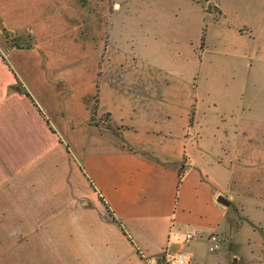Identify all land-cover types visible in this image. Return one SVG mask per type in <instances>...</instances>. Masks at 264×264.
<instances>
[{"label": "crops", "instance_id": "crops-1", "mask_svg": "<svg viewBox=\"0 0 264 264\" xmlns=\"http://www.w3.org/2000/svg\"><path fill=\"white\" fill-rule=\"evenodd\" d=\"M91 1L0 0V264H264L227 209L264 203V0H209L229 55L193 82Z\"/></svg>", "mask_w": 264, "mask_h": 264}, {"label": "rangeland", "instance_id": "rangeland-1", "mask_svg": "<svg viewBox=\"0 0 264 264\" xmlns=\"http://www.w3.org/2000/svg\"><path fill=\"white\" fill-rule=\"evenodd\" d=\"M99 3L102 6L106 5V24L108 29L112 30V37L123 40L133 39L139 41L140 44L148 38V52L153 58L155 66L165 72L172 71L174 73L172 76L182 80L185 76V80L188 82H191L192 79L198 81L199 70L196 75L195 71L197 58H200L201 55L206 64L202 68L200 78L202 79L204 75L211 78L212 65L210 66L208 62H212V57L216 54L229 55L226 37L221 38L217 26H213V17H216L217 13L209 0L91 1V5ZM82 5L85 6L84 3ZM97 14V8L93 7L92 16ZM52 19L57 20V17ZM46 20L44 19V21ZM67 21H69L68 18ZM224 22L226 23V19ZM86 31L87 29L84 28V35H86ZM139 45H135V47L139 49ZM256 47L260 50L263 45L258 42ZM71 51L75 52L74 49ZM214 62L216 60H213ZM216 64L214 63L215 67ZM227 68H229L227 59L219 57L217 69L224 71ZM181 69L185 70V74L180 75ZM170 78L171 83L180 81L175 77ZM192 110L191 108L190 112ZM188 126L191 128L192 123L190 122ZM258 167L264 168V161H260ZM258 180L260 183L256 182L254 178L253 184L254 186L257 183L261 184L263 186L260 188L261 192H264V170L258 174ZM241 206L244 207V205L230 204L227 208L230 213V216L228 215L230 231H234L236 234L241 230L237 234V238L242 240V247H264V203L246 204L248 213L252 216L251 219L244 215Z\"/></svg>", "mask_w": 264, "mask_h": 264}, {"label": "built area", "instance_id": "built-area-1", "mask_svg": "<svg viewBox=\"0 0 264 264\" xmlns=\"http://www.w3.org/2000/svg\"><path fill=\"white\" fill-rule=\"evenodd\" d=\"M200 236V232L191 229L189 230L184 237L185 242L192 241L195 238ZM226 245V239L224 236H221L217 233H213L208 237V251L209 252H218ZM147 264H192V261L189 256L183 252H178L169 258L162 257L159 261H154L153 263Z\"/></svg>", "mask_w": 264, "mask_h": 264}, {"label": "trees", "instance_id": "trees-1", "mask_svg": "<svg viewBox=\"0 0 264 264\" xmlns=\"http://www.w3.org/2000/svg\"><path fill=\"white\" fill-rule=\"evenodd\" d=\"M181 173H182V172H181V170H180V171H179L180 177L182 176ZM102 202H103V201H102ZM104 204H105V203H104ZM106 208H107V207H106ZM106 210H107L108 216L111 218V220H112L114 223H116L117 226L123 231V228H122V225H121L120 221L117 220V219H115V218L112 216V214L109 212L108 209H106ZM124 234H125V233H124Z\"/></svg>", "mask_w": 264, "mask_h": 264}, {"label": "water", "instance_id": "water-1", "mask_svg": "<svg viewBox=\"0 0 264 264\" xmlns=\"http://www.w3.org/2000/svg\"><path fill=\"white\" fill-rule=\"evenodd\" d=\"M217 202H218L219 204H221V205H224V206H228V205H229V202L226 201L223 197L219 198V199L217 200Z\"/></svg>", "mask_w": 264, "mask_h": 264}]
</instances>
